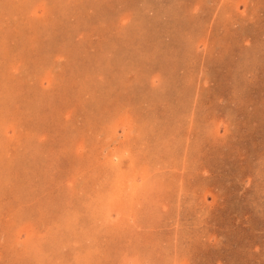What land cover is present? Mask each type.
Instances as JSON below:
<instances>
[{
    "label": "rangeland",
    "instance_id": "rangeland-1",
    "mask_svg": "<svg viewBox=\"0 0 264 264\" xmlns=\"http://www.w3.org/2000/svg\"><path fill=\"white\" fill-rule=\"evenodd\" d=\"M0 264H264V0H0Z\"/></svg>",
    "mask_w": 264,
    "mask_h": 264
}]
</instances>
